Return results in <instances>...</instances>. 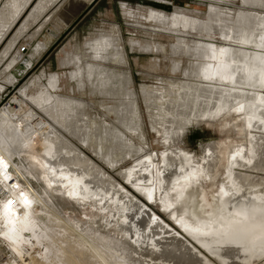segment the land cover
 I'll return each mask as SVG.
<instances>
[{"label":"bare ground","instance_id":"1","mask_svg":"<svg viewBox=\"0 0 264 264\" xmlns=\"http://www.w3.org/2000/svg\"><path fill=\"white\" fill-rule=\"evenodd\" d=\"M67 1L4 0L1 4L0 0V46L20 24L16 34L0 51V64L5 59L9 65L21 61V45L25 44H20L19 40L23 38L24 42H31L54 18L68 23V19L59 16ZM242 1L247 11H239L235 19L230 18L225 9L215 6L208 7L205 19L181 12L166 16L162 12L150 11L149 18L152 16L158 24L163 25V32L175 40L170 49L171 72L181 90L166 104L158 101L164 93L145 89L134 92L130 71L109 68L113 60L117 66L126 64L125 55L119 51V44L115 40L100 36L87 43L92 57L87 61L89 69L78 74L70 73L71 80L81 93L80 97L63 93L57 73L49 74L45 90L40 92L38 89L36 95L35 92L30 93L33 82L37 85L38 81L45 79L47 74L42 72L35 76V80L32 79V83L27 82L20 88L14 100L16 107L7 105L0 110V155L8 163L7 173L11 176L9 181L0 183V205L7 199H13V207L21 216L24 208L18 193L23 191L33 201L29 212L39 240V243L31 240L30 247L27 244L22 246L25 258L22 262L17 261V264H130L126 262L129 256L125 258L124 250L119 249L122 244L117 242L120 241L107 239V232H101L91 224L90 229L80 230L84 234L77 237L67 226L69 220L64 217L62 208L67 203L79 205L89 201L104 210L116 205L121 214L128 218L125 225L129 231L128 241H135V246L142 252L155 254L159 260L154 261L152 256L143 258L145 264H209L212 257L223 264H259V259L264 257L249 255L247 244L241 247L236 243L217 242L216 238V234L229 225L235 230L247 227L241 217L228 215L233 211V205L237 210L241 207H264V126L253 121V127L249 130L241 118L243 113L238 115L231 111L237 102L246 107L255 104L259 117L261 106L258 98L264 96V86L259 83L254 85L249 76V73H258L264 66V0ZM12 4H15L14 8L10 6ZM69 7L67 13L72 15L70 10L73 7ZM173 16L176 17L175 21L171 19ZM136 26L145 29L143 24ZM38 43L36 52L47 46L45 42ZM130 47L132 50L157 54V45L150 43L140 44L130 40ZM184 48L186 52L178 55ZM31 58H24V67L29 66ZM76 59L77 56L73 64ZM5 70L0 71V92L4 88L3 83L12 85L18 79L13 72L6 75ZM225 74L231 79L222 78ZM155 77L165 85L166 78ZM170 92L173 97L175 92ZM96 97L102 99V115L99 108L94 110ZM140 98L152 112V125L164 127L163 143L169 146L168 149L155 151L147 145L135 144L136 136L141 135L143 123L141 117L137 116ZM218 106L223 110L219 116L213 117L212 113L216 112ZM107 119L113 123L109 124ZM216 123H222L223 130L234 133V136L227 135L221 142L212 141L205 145L201 159L181 148L191 127ZM237 148L245 150V159L249 158L247 152L250 148L252 163L245 164L237 159L235 167L230 169L232 180L241 191L223 198L225 211L221 213L219 201L217 216L203 222L202 226H194L187 215L182 218L173 215L190 237L209 250V258L196 245H191L186 236L162 220L146 202L127 191L126 185L118 179L122 178L136 193L149 200V192L152 199L156 194L157 176L160 175L166 196L163 207L170 209L173 206L172 192L178 188L180 197L185 175L193 169H202L210 180L224 158L228 171L230 154ZM126 161H135V164L125 168L123 163ZM53 169L54 176L51 172ZM77 180L80 181V195L84 199H73L67 195L65 185ZM199 180H204V177ZM28 183H36L40 189H33ZM222 183L228 191L225 176ZM13 184L19 185V188L13 190ZM201 209L204 210V207L201 206ZM187 212L190 210L187 209ZM153 217L156 219L153 220ZM80 224L77 221L78 228ZM197 228L199 232L193 231ZM4 230L3 218L0 217V231ZM23 235L27 238L31 234ZM103 241L111 244V247ZM44 248L48 249L47 253L43 251ZM134 250L137 252L138 249ZM142 252H139L140 256ZM2 256L8 258V264L17 260L11 246L0 237V264H3Z\"/></svg>","mask_w":264,"mask_h":264},{"label":"rangeland","instance_id":"2","mask_svg":"<svg viewBox=\"0 0 264 264\" xmlns=\"http://www.w3.org/2000/svg\"><path fill=\"white\" fill-rule=\"evenodd\" d=\"M3 2L4 0H2L1 4ZM69 5L73 7L70 10L73 12L71 16H68L69 14L67 13V10L70 9ZM209 6H215L222 10L225 9L224 12L230 15L232 19L236 18L239 11L246 10L243 7L242 0H69L66 2L65 7L62 8L64 11L59 13L61 18H68V23L61 22L58 17L54 18L55 20L53 19L48 23L43 31L31 42L26 43L23 38L19 40V42L21 41L20 44L30 46V51L22 57L21 61L19 60L14 65H9L8 60L5 59L0 64V71L6 68V75H10L12 72L18 75V79L12 85H10L11 83H3L4 88L0 92V110L7 105L10 108L16 107L14 100L20 88L27 82L32 83V79L35 76H39L42 72L47 74L45 79L40 82L38 81L37 85H34L35 82H33V86L29 90L30 93L35 92L34 94L36 95L39 93V90L40 92L45 90L44 85L49 81V74L57 73L61 79L60 87L63 93L71 97H80L81 93L77 84L71 80L70 73L74 72L78 74L79 72H86V69H89L87 61H90L92 57L87 43L100 36L111 37L115 40L119 44V51L125 55L126 64L117 66L113 60L109 63V68H115L121 72L130 71L131 87L134 92H141L145 89L159 94L164 93L163 98L158 101L160 104H166L168 100H173L181 90L180 84L175 80L171 72L172 57L170 49L171 44L175 40L163 32L165 28L163 25L158 24L152 16L149 18L150 11L162 12L166 16H172L175 12H181L188 16L205 19ZM139 23L143 24L145 29L137 27L136 25ZM19 25L10 33V38L8 37L5 43L12 38V35L16 34ZM178 29H181V27L178 26ZM130 40L138 41L140 44L150 43L157 45V54L140 49L132 50ZM38 42H45L47 46L36 52ZM5 43L0 46V51L6 46ZM188 43L191 42L188 41ZM183 52H186L185 48L179 51L178 55H183ZM75 56H77V59L73 64ZM25 57L27 60H30L32 57V61L27 67H24L22 63ZM185 61L188 63L187 59ZM155 75H159L164 79L166 78L165 85ZM170 90L175 92L173 97L170 94ZM94 100V110L96 111L99 108L98 110L102 115V99L96 97ZM151 113L145 101L140 98L137 116L141 117L140 119L143 121L142 131L141 135L136 136L134 142L137 146L147 145L152 150L164 151L169 148L167 144L163 143L164 127L162 125L159 127L152 125ZM107 122L109 124L113 123L110 119H107ZM227 135L234 136V133L224 131L222 123L193 126L185 135L181 148L193 154L195 158L201 159L205 145L212 141L221 142ZM134 164L135 161H126L123 163V166L129 168ZM226 167L227 160L224 158L221 165L215 170L214 177L210 180L204 178V180H199L197 183H192L187 187L183 186L180 197H178V188L174 189L172 192L173 199L171 200L173 206L170 209L163 207V200H165L166 196L161 186L162 179L160 175L157 176L156 194L152 200H146L143 195L138 192L136 193L130 185L126 184L122 178L119 177L118 179L126 185L127 191L129 190L138 199L146 202L162 220L176 229L180 234L186 236L192 243L191 245H196L209 258L211 257L209 250L190 237L173 215L177 218L187 215L194 226H202L203 222H209L215 218L217 216L216 209L221 202L217 193L219 192V185L222 184L224 179ZM28 185L33 189H40L36 183H28ZM201 196L203 200H201ZM57 203V200H55V204ZM201 206L204 207L205 211L201 209ZM187 209L190 210L189 213ZM62 212L64 217L69 220L67 226L73 230L74 235L77 237L84 234L80 230L90 229L93 225L95 229H99L104 233L107 232L106 235L109 237L107 239H118L120 242L117 243L122 244L119 246V249L124 250L123 254L125 255L123 256L125 258L129 256L126 258L127 263L145 264L142 261L143 258L156 257L155 254L152 255L150 252L143 251V253L135 246V243L131 242L132 240L128 241L127 236L129 235V231L125 228L128 218L121 214L116 205L112 206L110 210H104L93 201L79 205L67 203L62 208ZM77 221L81 222L79 225L80 229L77 226ZM107 222H110V224L105 227ZM105 243L107 244V242ZM131 243L135 247L127 246L132 245ZM107 245L111 247V244L108 243ZM134 249H138L137 252ZM139 252H142L143 255L140 256ZM7 259V257L2 256V263L8 264ZM135 260L138 261L135 263ZM209 260V264H223V262L221 263L219 259L214 257ZM154 261L159 260L155 258ZM262 261H264V258L259 259L258 263L262 264Z\"/></svg>","mask_w":264,"mask_h":264},{"label":"snow or ice","instance_id":"3","mask_svg":"<svg viewBox=\"0 0 264 264\" xmlns=\"http://www.w3.org/2000/svg\"><path fill=\"white\" fill-rule=\"evenodd\" d=\"M11 7H15V4L10 5ZM173 21H175L176 17H171ZM99 44V42H97ZM223 52V50H221ZM97 52H99V48H97ZM262 65H264V61H262ZM250 78L253 80V84L259 83L261 86H264V66H262L261 70L258 73H249ZM207 78V77H206ZM222 78L231 79V76L225 74ZM51 87V84H50ZM258 102L260 104V116H257V108L255 104H249L247 107L244 104L237 102V105L231 109L232 112L236 114L243 113L241 117L245 123L246 127L251 130L253 127V121H256L259 125L264 126V96L258 98ZM221 109L219 106L215 113H212L213 117L219 116ZM251 139V137H249ZM245 150L243 148H237L235 151L231 152L228 162V171L225 172V177L228 184V191L225 190V185L222 183L219 185V192L217 195L220 197L221 206L220 211L223 213L225 211L223 198L229 195H235L241 189L239 185L232 180L230 169L235 167L234 162L239 159L243 161L245 164L252 163V151L249 148L247 152L248 159H245ZM183 155V154H182ZM206 155H211V153H207ZM187 159V157H185ZM47 168V165L44 166ZM8 163L5 158L0 155V183L9 181L11 176L7 173ZM183 171V170H181ZM52 175H55V170H51ZM200 177H204L205 179H209V176H206L202 169H193L187 175L183 177L185 181L184 187L189 186L193 181L199 180ZM67 180V177H64ZM51 186V185H49ZM13 190L19 188V185L13 184L11 185ZM68 188L67 195L73 199H84L80 195V181L69 182L68 185H65ZM86 192L87 189H84ZM183 189H181L182 194ZM19 201L22 203L24 211L21 216H18L13 205L15 201L13 199H7L5 203L0 205V217L3 218L4 222V231H0V237H2L8 244L11 246V251L15 253L17 260L11 261V264H17V261H23L25 258V251L22 247L23 245L31 246L30 241L36 240L39 243V240L35 234L34 222L30 217L29 209L32 206L33 201L29 199V197L23 192L19 191ZM148 199L151 200V193H148ZM255 197H253V200ZM201 200L203 197L201 196ZM264 200V198H262ZM233 211L228 213L229 216L232 217H241L242 221L247 225L246 228L241 230L232 229L231 226L225 228L222 232L216 234L217 242L223 241L227 243H236L241 247H244L247 244V252L249 255H259L264 257V207L257 209L254 206L237 210L235 205L232 206ZM257 212H259V218H257ZM156 217H153L155 220ZM239 223L240 221H236ZM193 231L199 232L200 229H194ZM24 233H30L31 235L27 238L23 235ZM135 243V241H133ZM43 251L47 253L48 249L44 248ZM264 264V261H262Z\"/></svg>","mask_w":264,"mask_h":264},{"label":"built area","instance_id":"4","mask_svg":"<svg viewBox=\"0 0 264 264\" xmlns=\"http://www.w3.org/2000/svg\"><path fill=\"white\" fill-rule=\"evenodd\" d=\"M30 51V46L25 44V45H21V53L23 54V57L25 55L28 54V52Z\"/></svg>","mask_w":264,"mask_h":264},{"label":"crops","instance_id":"5","mask_svg":"<svg viewBox=\"0 0 264 264\" xmlns=\"http://www.w3.org/2000/svg\"><path fill=\"white\" fill-rule=\"evenodd\" d=\"M62 12V11H61ZM69 14V13H68ZM72 14H73V12H72ZM68 16H71V15H68ZM68 19V18H67Z\"/></svg>","mask_w":264,"mask_h":264}]
</instances>
